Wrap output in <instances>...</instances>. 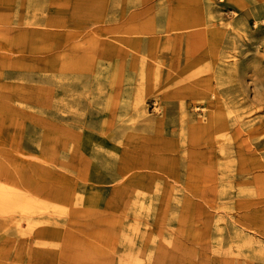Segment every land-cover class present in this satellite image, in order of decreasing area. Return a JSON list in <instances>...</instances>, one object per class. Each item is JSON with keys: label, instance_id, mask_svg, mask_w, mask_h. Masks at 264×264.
I'll list each match as a JSON object with an SVG mask.
<instances>
[{"label": "rangeland", "instance_id": "obj_1", "mask_svg": "<svg viewBox=\"0 0 264 264\" xmlns=\"http://www.w3.org/2000/svg\"><path fill=\"white\" fill-rule=\"evenodd\" d=\"M209 5L201 57L145 55L124 106L101 58L0 73V264H264V0Z\"/></svg>", "mask_w": 264, "mask_h": 264}, {"label": "crops", "instance_id": "obj_2", "mask_svg": "<svg viewBox=\"0 0 264 264\" xmlns=\"http://www.w3.org/2000/svg\"><path fill=\"white\" fill-rule=\"evenodd\" d=\"M210 0H0V73L15 75L16 66L33 59L49 72L116 74L105 81V98L119 106L139 88L143 57L161 56L170 46L176 72L201 57L209 24ZM35 43V44H34ZM188 53L187 45L192 48ZM188 55V56H187ZM71 58V61H69ZM186 58L188 61H185ZM87 64L85 65V62ZM168 95V94H167ZM170 96L184 95V89ZM120 115L122 109L105 113Z\"/></svg>", "mask_w": 264, "mask_h": 264}, {"label": "bare ground", "instance_id": "obj_3", "mask_svg": "<svg viewBox=\"0 0 264 264\" xmlns=\"http://www.w3.org/2000/svg\"><path fill=\"white\" fill-rule=\"evenodd\" d=\"M254 75H261V74H257V73H254ZM260 77V76H259ZM261 81V83H263L264 82V79H262V80H260ZM259 126V125H258ZM262 130H264V125H262V126H259V127H256L255 128V126L251 129V131L252 132H260V131H262ZM249 131V130H248Z\"/></svg>", "mask_w": 264, "mask_h": 264}]
</instances>
